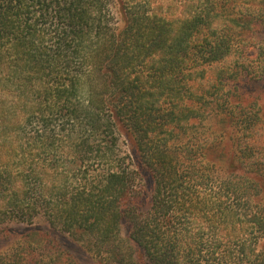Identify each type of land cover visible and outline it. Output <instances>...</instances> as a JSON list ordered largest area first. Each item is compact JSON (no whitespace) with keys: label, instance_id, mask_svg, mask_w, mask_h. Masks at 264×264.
<instances>
[{"label":"trees","instance_id":"trees-1","mask_svg":"<svg viewBox=\"0 0 264 264\" xmlns=\"http://www.w3.org/2000/svg\"><path fill=\"white\" fill-rule=\"evenodd\" d=\"M116 2L121 26L115 0H0V226L45 219L94 264H264L263 0Z\"/></svg>","mask_w":264,"mask_h":264},{"label":"rangeland","instance_id":"rangeland-1","mask_svg":"<svg viewBox=\"0 0 264 264\" xmlns=\"http://www.w3.org/2000/svg\"><path fill=\"white\" fill-rule=\"evenodd\" d=\"M257 2L260 0H256ZM264 2V0H263ZM180 7V6H179ZM178 7L173 5L172 12L178 11ZM115 12V22L117 25L123 24V17L120 13L118 3L115 0L113 4ZM252 45L255 46L256 57L246 59V65L253 76L257 79L251 82L249 88L245 91L251 92L253 97H257V101L264 105V23L256 27H252ZM252 51L249 50V52ZM263 78V80H262ZM254 100V99H253ZM255 108V107H254ZM257 111V107L254 109ZM259 111H257L258 113ZM264 116V112H263ZM251 135L249 147L260 146L261 148L248 151L252 156V163L256 164L244 167L248 172L257 173L258 170H264V122L255 127L252 131H248ZM243 140L241 146H243ZM131 146L126 138H121L118 151L121 155L130 152ZM136 157V156H135ZM136 168L139 173V181L136 184V190H143L146 195L150 194L151 179L146 168L140 167V163L135 158ZM262 174V173H260ZM258 174V175H260ZM144 200V198H143ZM139 204V202H138ZM127 226L123 227V234H127ZM47 234H51L50 237ZM48 246V247H47ZM22 255L27 254L43 259L46 264H61L70 262L73 264H94L91 256H89L71 237L62 233L49 232L47 229V221L42 218L36 219L33 224L20 223L16 221H7L0 226V256L3 255ZM20 256V257H22ZM57 260V262H56Z\"/></svg>","mask_w":264,"mask_h":264}]
</instances>
